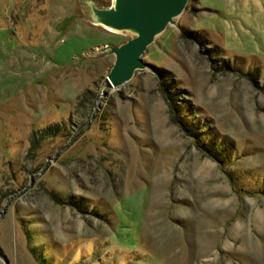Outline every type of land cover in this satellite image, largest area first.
I'll return each mask as SVG.
<instances>
[{
  "label": "rangeland",
  "instance_id": "1",
  "mask_svg": "<svg viewBox=\"0 0 264 264\" xmlns=\"http://www.w3.org/2000/svg\"><path fill=\"white\" fill-rule=\"evenodd\" d=\"M83 15L0 0V264H264V0H189L119 87Z\"/></svg>",
  "mask_w": 264,
  "mask_h": 264
},
{
  "label": "water",
  "instance_id": "2",
  "mask_svg": "<svg viewBox=\"0 0 264 264\" xmlns=\"http://www.w3.org/2000/svg\"><path fill=\"white\" fill-rule=\"evenodd\" d=\"M80 1L85 18L112 31L131 35L119 44L105 43L95 49L96 53L115 55L108 73L109 85L114 87L122 86L137 69L148 66L143 57L148 46L170 24L179 26L178 20L189 3V0H111L110 4L101 5L97 0Z\"/></svg>",
  "mask_w": 264,
  "mask_h": 264
},
{
  "label": "trees",
  "instance_id": "3",
  "mask_svg": "<svg viewBox=\"0 0 264 264\" xmlns=\"http://www.w3.org/2000/svg\"><path fill=\"white\" fill-rule=\"evenodd\" d=\"M201 42H203V39H201ZM229 67L232 68L231 65H229ZM53 130H54V128H47V129H45L43 131H40V136L39 137H44L45 135H49L50 133H53L54 132ZM39 137H38L37 134H33V136H32V143H33V145H35L36 142L38 143V141L40 140Z\"/></svg>",
  "mask_w": 264,
  "mask_h": 264
}]
</instances>
